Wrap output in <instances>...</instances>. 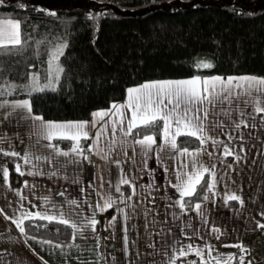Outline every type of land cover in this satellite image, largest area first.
Instances as JSON below:
<instances>
[{"label":"crops","instance_id":"crops-1","mask_svg":"<svg viewBox=\"0 0 264 264\" xmlns=\"http://www.w3.org/2000/svg\"><path fill=\"white\" fill-rule=\"evenodd\" d=\"M48 1L53 2V0ZM7 19L19 21L16 18H0V20ZM142 83L128 86L123 100L112 102L109 106L94 110L92 113L107 110L113 103H124L127 98V89ZM244 98L233 101L227 105L228 108L238 106L242 108L246 105L242 103L245 99L248 100L247 106L250 102H254V99ZM24 99L28 98L7 100ZM3 100L0 99V102ZM9 111L11 110L0 109V139L3 140L0 143V210L3 213L0 214V264H45V262L47 264H81L82 261L86 264H169L171 258L178 256L181 247L186 248L187 245H192L193 248H204L203 259L206 261L211 259V264L216 263L213 257L219 256L224 259L228 255L233 256L231 264L236 263L241 257L244 259V264H249L252 258L251 247H255L253 244L264 240L263 237L250 238L253 232H258L259 225L262 222L264 224V126L262 128L241 127L237 130L233 124L222 123L224 125L222 128L216 127L210 130V135L221 141V144L214 147L209 141L204 148L199 146L190 149H200L201 154L196 157L198 164L206 168H212L215 165L216 195L213 196L212 193L206 192L205 195L209 199L196 202L202 205L200 211L208 221L205 224L204 219L194 210L196 203L190 209L185 208L186 214L182 213L175 203L180 199L179 193L173 186L177 181L176 174L188 170L181 169L179 165L185 163L186 160L191 161L192 157L169 159L166 155L169 150L165 149L164 153H161L165 157L161 165L158 163L155 152H150L145 156L144 150L133 143L139 137L132 135L125 139L117 132L116 144L113 145L110 125L106 129V133L109 134L103 135L98 145L99 148L104 149V153H99L95 147L93 152L87 150L82 154L73 153L71 145L68 148L58 146L62 151H67L69 155L57 156L51 149L41 147L47 144V141L40 139L36 134L40 130L38 121H34L27 111L22 109L14 112L8 119H4L5 113ZM252 113L258 116L253 111L248 115ZM32 114L38 115L33 112ZM128 116L130 117V113ZM233 118L237 119L231 114V119ZM105 119L107 120L108 117ZM44 120L51 122L91 121L92 115L82 120ZM211 120L213 123L219 122L216 116L211 117ZM98 128L99 125L96 129L91 127L88 129L90 138L85 140L87 149L93 145L94 134ZM230 137L231 140H229ZM240 137L243 139L241 140ZM38 139L39 145L36 144ZM54 141L52 143L56 145ZM225 144L241 157L239 161H235L232 156H224ZM81 147L83 148L82 144ZM30 150L37 155H50L51 163L37 164L33 160L31 164H25L20 157L3 155L4 152L15 151L22 157ZM125 151L127 156L124 154ZM102 155H107V160L101 158ZM7 160H11L14 171L16 165L20 164L25 173L38 168L44 174L21 176L15 171L20 176V184L12 186L9 181L4 183L2 170L4 167L9 170ZM116 161H120L119 167ZM229 164L231 168L228 167ZM165 166L168 172H165ZM121 170L134 186H138L136 195L126 204L120 203V195L115 190V185L121 178ZM52 172L57 174L53 176ZM208 178L210 180L209 175ZM25 182H27V187ZM149 185L154 186L149 187ZM121 191L128 196L131 195L132 188L122 185ZM229 193L240 196L243 205L241 206L237 201H229L225 204L224 197ZM109 195L116 200L112 208L101 211L100 208L95 207L98 204L103 205L102 196L106 198ZM73 199L77 200L79 207L69 204V201ZM129 204L133 207H128ZM53 205L59 207L66 216L71 215L78 223H85L88 218L95 216L99 221L96 224V231L93 232L89 227L84 230L83 239L78 238L73 241V230L71 229L70 239L60 243L25 232L21 234L16 225L12 223V219L21 217L24 211L35 213L44 212L47 209L50 210V214H56V208ZM118 209H123L124 213L122 214ZM149 209H151L150 212ZM124 214L130 217L127 221L124 220ZM5 216L11 219H6ZM112 216L117 217L114 228L109 227ZM126 224L130 226L127 252H125L123 239ZM145 224H147L146 227ZM212 228H219L222 235L212 231ZM263 233L264 231L260 234ZM217 235H220L219 239ZM43 241L61 244L62 248L51 247ZM242 243L248 245L244 247L247 249L245 252L240 250L233 252V248L223 247L225 244L239 245ZM74 244H79L80 247L76 248ZM206 245L211 248L209 249ZM210 250L211 257L208 255ZM257 254L264 256V250L260 249ZM191 260L197 262L200 258L194 254H188L175 259V264H184Z\"/></svg>","mask_w":264,"mask_h":264},{"label":"trees","instance_id":"trees-1","mask_svg":"<svg viewBox=\"0 0 264 264\" xmlns=\"http://www.w3.org/2000/svg\"><path fill=\"white\" fill-rule=\"evenodd\" d=\"M217 1L2 0L0 18L18 19L25 43L0 55V85L26 84L30 72L43 81L49 50L62 43L68 47L60 58L64 72L56 91L29 97L17 88L0 99L28 98L32 112L46 120H82L123 100L128 86L144 81L197 74L264 78V0ZM198 60L214 67L197 72L193 65ZM135 131L143 135L150 130ZM178 142L181 148L200 146L187 136ZM54 143L68 148L73 142ZM85 143L81 140L84 152ZM7 161L10 185L18 186L20 176ZM208 181L206 174L198 195L186 198V209L203 200ZM24 228L27 234L60 243L71 236V228L55 222L25 220Z\"/></svg>","mask_w":264,"mask_h":264},{"label":"snow or ice","instance_id":"snow-or-ice-1","mask_svg":"<svg viewBox=\"0 0 264 264\" xmlns=\"http://www.w3.org/2000/svg\"><path fill=\"white\" fill-rule=\"evenodd\" d=\"M0 2H2V0H0ZM20 6L21 8L26 7L24 4ZM50 14L54 15V13ZM24 43L21 22L11 19L0 20V50H3L0 51V55L8 54L10 49H19ZM67 47L68 45L66 43H62L57 44L54 48L49 50L46 61L48 64L47 76L43 81L37 73L30 72L26 84L17 85L14 83H5L4 85H0V97L13 95L17 88L24 91L29 97L38 92L56 91L57 85L60 83L61 75L64 72V68L60 64V58L64 55V51ZM193 67L199 72L201 70H210L214 65L210 62L198 60ZM244 97L254 99L253 110L256 114H264V106L261 105V100L264 98V78L249 75L223 77L220 75L201 76L197 74L186 79L148 81L139 86L128 88L127 98L124 103H113L107 110L93 112L91 114V121H45L43 117L32 114V107L29 99L14 101L4 99L0 102V109L11 110L5 113L4 119H8V117L17 110L22 109L27 111L34 121L39 122L40 130L36 134L40 139L47 141V144L41 145V147L51 149L57 156H68L69 153L67 151H62L57 145H54L52 143L53 140H70L73 142L72 152L82 154L83 148L81 147V140H88L90 138L88 129L90 127L96 129L97 125H99V128L94 134V143L90 145L87 150L93 152L95 147L99 153H104V149L99 148L98 145L101 137L105 134H109L106 133V129L110 125V135L113 138V145L116 144L117 132L125 137V139L132 136L135 132V135L139 138L135 139L133 143L144 150L145 156L150 152H155L158 163L161 165H163L165 158L161 153H164L165 149L169 150L166 154L169 159L175 160L177 157H192L191 161L186 160L185 163L179 165L181 169L188 170L177 172V181L173 185L180 197L175 203L180 207L181 212L186 214L185 208L190 206V201L186 200V198L198 195L197 190L198 187L201 186L205 174H208L210 177L205 191L212 193L213 196L216 195L215 187L217 181L215 165H213L212 168H206L202 164H198L196 157L201 154L200 149L190 150L187 147L181 148L178 138L182 136L195 138L199 141L201 148H204L209 141H211L214 147L221 144V141L210 135V130L216 127L222 128L224 125L220 122L213 123L211 117L223 116L225 118H231V111L229 108H226L225 105H230L233 101H239ZM244 103L247 104L248 100L245 99ZM128 113H130V117ZM239 115L243 117L245 116V112L240 111ZM106 117H108L107 120L105 119ZM241 127L247 128L249 125L245 123L243 119L234 123L235 129L238 130ZM139 128L149 129L150 131L141 135L139 132L135 131ZM156 130H158L160 137L159 144L156 139ZM240 139L242 140L243 137H240ZM229 140H231V137ZM2 142L3 140L0 139V143ZM36 144L39 145V139L36 141ZM241 151H243V148H241ZM124 154L127 156L126 151ZM223 154L225 157L232 156L235 161L241 159L238 154L229 149L227 144L224 145ZM3 155L20 157L25 164H31L33 160H35L37 164L40 162L51 163L50 155H37L31 150L24 153L22 157L20 153L15 151L4 152ZM209 155L211 156V153H209ZM101 158L107 160L108 157L107 155H102ZM115 163L119 167L120 161H116ZM145 167L147 168L146 160ZM228 167L231 168V165L229 164ZM164 170L168 172L166 166ZM15 171L21 176L26 174L34 176L44 174L38 168L34 171L25 173L20 164L16 165ZM121 173V178L115 185V190L120 195V203L126 204L136 195V187L138 186L132 184L131 180L124 175L123 170H121ZM56 174V172L51 173L53 176ZM2 176L4 183H8L9 170L7 167L3 168ZM122 185H128L132 188L131 195H124L121 191ZM25 186L27 187V182H25ZM153 186L154 185H149V187ZM17 194H19V192ZM60 195H63V193H60ZM202 198L204 201L209 199L207 195H203ZM21 199H23V197H21ZM101 199L103 200V205H95V207L100 208L101 211H106L116 204V200L110 195L106 198L102 196ZM229 201H237L241 206L243 205L241 197L234 193L225 195V204ZM69 204L79 207L75 199L70 200ZM33 207H35V205H33ZM53 207L56 208V214H50V210L47 209L44 212L35 213L24 211L21 217L12 219V223L16 225L21 234L25 232V220H41L47 221L48 223H59L73 230V241L78 238L83 239L84 230L89 227L93 232L96 231V224L99 223V221L95 216L88 218L85 223H78L71 215L66 216L56 205H53ZM128 207H133V205L129 204ZM201 208L202 205L200 203L194 205V210L197 211L202 219H204L205 224H207L208 221L200 211ZM118 211L122 214L124 213L123 209H118ZM150 211L151 209H149V212ZM0 214H3L2 210H0ZM145 215L147 216V213ZM5 218L11 219L7 216H5ZM129 218L128 214H124L125 221ZM116 221L117 217L112 216L109 221V227L114 228ZM34 226L43 227L45 225ZM146 226L147 224H145V227ZM259 227L264 228V224L259 225ZM129 230L130 226L126 224L124 227L125 235L123 237L125 252L128 251L129 246ZM212 231L222 235L219 228H212ZM219 238L220 235H217V239ZM201 239L203 238L201 237ZM43 243L57 249L62 248L61 244H53L52 241H43ZM73 246L76 248L80 247L79 244H74ZM149 246L151 247L152 245ZM206 247L209 249L211 248L209 245H206ZM223 247H238L241 252L247 251L242 245L225 244ZM204 250V248H193L192 245H187L186 248L181 247L178 256L171 258L169 264H175V259L185 257L188 254H194L200 258V264H211V259L207 261L203 259ZM208 255L211 257V250ZM212 259H215L216 264H231L233 256L228 255L224 259L216 256ZM45 264H47V262H45ZM81 264H86V262L82 261ZM189 264H196V261H190ZM240 264H244L243 257L240 259ZM249 264H251V262H249Z\"/></svg>","mask_w":264,"mask_h":264},{"label":"rangeland","instance_id":"rangeland-1","mask_svg":"<svg viewBox=\"0 0 264 264\" xmlns=\"http://www.w3.org/2000/svg\"><path fill=\"white\" fill-rule=\"evenodd\" d=\"M223 1L224 0H218L217 2H223ZM263 99L264 98H262V100H261L262 106H264V100ZM242 103H244V102H242ZM253 105H254V102H250L249 106H247V104H246V105H243L242 108H240L241 106L235 107L236 109L235 108H229V110L231 111V114H233V116L236 117L237 119L225 118L223 116H216V117H218V120L220 123H229V125H231V124L234 125L235 122L243 119L245 121V123H247L249 125V127L255 126L256 128H262L264 126V114H259L258 116H256V115H253V113H252V114H250L251 116L248 115L250 112H252V111L254 112ZM225 107L228 108L227 105H225ZM240 111H244L245 116L241 117L239 115ZM249 127H247V128H249ZM261 224H263V222ZM263 231H264V228L260 227L258 232L257 233H256V231L253 232L250 238L255 237V239H256L258 237H260V238L263 237V239H264V233L260 234ZM263 241L264 240H261L258 244H253V245H255V247H251L250 252H251V257H252L251 258L252 264H264V256H262V255L260 256L257 254V251H259L260 249L264 250ZM239 245H242L243 247L248 246L247 244H244V243L239 244ZM231 248H233V252H238V250H240L238 247H231ZM254 253H255V255L253 256Z\"/></svg>","mask_w":264,"mask_h":264},{"label":"built area","instance_id":"built-area-1","mask_svg":"<svg viewBox=\"0 0 264 264\" xmlns=\"http://www.w3.org/2000/svg\"><path fill=\"white\" fill-rule=\"evenodd\" d=\"M240 256V255H239ZM191 261H193V260H191ZM189 262L190 261H187V262H185L184 264H189ZM196 264H200V261L198 260L197 262H196ZM213 264H216V263H213ZM234 264H240V260H238L236 263H234Z\"/></svg>","mask_w":264,"mask_h":264}]
</instances>
